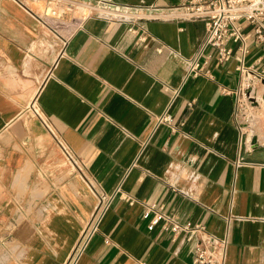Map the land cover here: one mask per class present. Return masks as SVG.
<instances>
[{"label":"crops","instance_id":"crops-1","mask_svg":"<svg viewBox=\"0 0 264 264\" xmlns=\"http://www.w3.org/2000/svg\"><path fill=\"white\" fill-rule=\"evenodd\" d=\"M46 5L0 0V264H193L182 234L149 230L148 203L224 240L225 264H264V164L241 159L237 61L214 55L187 78L204 22L148 21L143 42L129 32L139 23L82 6L81 28L54 30ZM246 65L264 79L263 50ZM101 196L109 207L73 263Z\"/></svg>","mask_w":264,"mask_h":264},{"label":"built area","instance_id":"built-area-1","mask_svg":"<svg viewBox=\"0 0 264 264\" xmlns=\"http://www.w3.org/2000/svg\"><path fill=\"white\" fill-rule=\"evenodd\" d=\"M43 24H52L54 30L67 26V31L81 28L85 18L73 16L76 6H84L98 16L115 20H124L130 24L139 23L137 28L131 26L129 32L137 34L140 41L146 42L150 35L144 23L148 21H201L206 26V36L198 55L190 62L187 78L199 76L209 71L202 63L203 59H210L214 55L220 63L236 60L237 69L243 77L241 101L251 96L258 82L264 84V79H253L252 71L246 65V58L252 48L264 51V0H187L179 5L171 6H140L113 4L107 0H46ZM92 13V12H91ZM90 13V14H91ZM87 14L85 17L89 16ZM163 48L158 49L162 52ZM251 89V91H249ZM239 108V107H238ZM172 116L166 111L156 118V128L162 124H171ZM63 152L72 157L70 149L58 140ZM246 137L243 138V148L246 150ZM252 148V147H251ZM241 154V159H242ZM109 207L105 196L91 220L84 230L73 253V263L83 253L88 240L98 230V223L103 213ZM144 216L152 217L149 230L160 227L177 238L184 236V240L191 246L193 264H225L227 243L209 233L203 224L182 223L174 214L166 213L164 207L156 203L145 204Z\"/></svg>","mask_w":264,"mask_h":264},{"label":"rangeland","instance_id":"rangeland-1","mask_svg":"<svg viewBox=\"0 0 264 264\" xmlns=\"http://www.w3.org/2000/svg\"><path fill=\"white\" fill-rule=\"evenodd\" d=\"M81 11L82 10L78 9L77 13ZM82 12L87 15L93 11L90 12V10L85 7ZM249 91H251V89H249ZM255 91H259V94H257L258 96H256ZM251 96H254L255 100L246 96L239 105L238 113L241 126L251 139V147H256L260 145V143L264 144V84L262 82L257 83Z\"/></svg>","mask_w":264,"mask_h":264},{"label":"bare ground","instance_id":"bare-ground-1","mask_svg":"<svg viewBox=\"0 0 264 264\" xmlns=\"http://www.w3.org/2000/svg\"><path fill=\"white\" fill-rule=\"evenodd\" d=\"M255 92H256V96H258L257 94H259V91H255ZM248 138L249 136L246 135V142L249 141L250 138L249 139ZM247 148H249V145H246V150H245V155H244L245 160L250 161V162H256L257 160L264 161V144L258 145L256 147H252L251 149H247ZM261 163H264V162H261Z\"/></svg>","mask_w":264,"mask_h":264},{"label":"water","instance_id":"water-1","mask_svg":"<svg viewBox=\"0 0 264 264\" xmlns=\"http://www.w3.org/2000/svg\"><path fill=\"white\" fill-rule=\"evenodd\" d=\"M244 155H245V150H244V152H243V154H242V161H243V162H245V163H257V164H264V163H261V162H250V161H247V160H245V158H244Z\"/></svg>","mask_w":264,"mask_h":264}]
</instances>
